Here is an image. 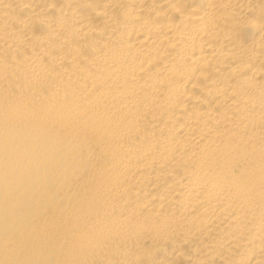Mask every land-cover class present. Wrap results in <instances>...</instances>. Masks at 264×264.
I'll return each instance as SVG.
<instances>
[{
  "label": "bare ground",
  "instance_id": "1",
  "mask_svg": "<svg viewBox=\"0 0 264 264\" xmlns=\"http://www.w3.org/2000/svg\"><path fill=\"white\" fill-rule=\"evenodd\" d=\"M0 264H264V0H0Z\"/></svg>",
  "mask_w": 264,
  "mask_h": 264
}]
</instances>
